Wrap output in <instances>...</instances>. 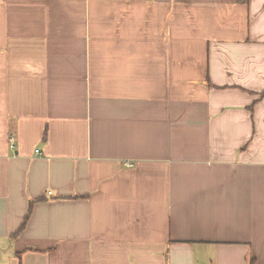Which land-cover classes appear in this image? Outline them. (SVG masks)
Instances as JSON below:
<instances>
[{"label": "crops", "instance_id": "crops-1", "mask_svg": "<svg viewBox=\"0 0 264 264\" xmlns=\"http://www.w3.org/2000/svg\"><path fill=\"white\" fill-rule=\"evenodd\" d=\"M0 264H264V0H0Z\"/></svg>", "mask_w": 264, "mask_h": 264}, {"label": "built area", "instance_id": "built-area-1", "mask_svg": "<svg viewBox=\"0 0 264 264\" xmlns=\"http://www.w3.org/2000/svg\"><path fill=\"white\" fill-rule=\"evenodd\" d=\"M9 143H10V147L13 148L14 147V137L12 136L9 137Z\"/></svg>", "mask_w": 264, "mask_h": 264}]
</instances>
